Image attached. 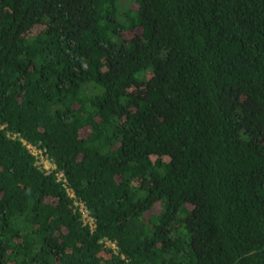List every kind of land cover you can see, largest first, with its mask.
I'll return each instance as SVG.
<instances>
[{
    "label": "trees",
    "instance_id": "16d2710c",
    "mask_svg": "<svg viewBox=\"0 0 264 264\" xmlns=\"http://www.w3.org/2000/svg\"><path fill=\"white\" fill-rule=\"evenodd\" d=\"M0 264H264V0H0Z\"/></svg>",
    "mask_w": 264,
    "mask_h": 264
},
{
    "label": "built area",
    "instance_id": "2783aa9c",
    "mask_svg": "<svg viewBox=\"0 0 264 264\" xmlns=\"http://www.w3.org/2000/svg\"><path fill=\"white\" fill-rule=\"evenodd\" d=\"M24 147L27 149V151L33 156L34 164L43 169V171L46 174L54 173L55 178L58 182L62 184V186L65 188L67 196L69 199L72 200V204L74 206V211H76L82 220V224L84 226H87L89 231H93L94 229V220L90 216L86 206L83 204L82 201H80L74 191L67 185V180L64 175V173L61 170L57 169L56 163L53 159H51L46 152V150L42 147H39L38 145L32 144L30 142H27L23 138L20 139ZM105 243L114 251L116 252V246L114 242L105 240Z\"/></svg>",
    "mask_w": 264,
    "mask_h": 264
}]
</instances>
